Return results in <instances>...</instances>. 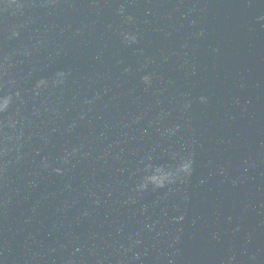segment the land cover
<instances>
[{
    "label": "water",
    "instance_id": "water-1",
    "mask_svg": "<svg viewBox=\"0 0 264 264\" xmlns=\"http://www.w3.org/2000/svg\"><path fill=\"white\" fill-rule=\"evenodd\" d=\"M0 264H264V0H0Z\"/></svg>",
    "mask_w": 264,
    "mask_h": 264
},
{
    "label": "clouds",
    "instance_id": "clouds-1",
    "mask_svg": "<svg viewBox=\"0 0 264 264\" xmlns=\"http://www.w3.org/2000/svg\"><path fill=\"white\" fill-rule=\"evenodd\" d=\"M148 78L145 77V80H147ZM180 171H183L185 173H190L191 171V161H187L181 164L180 166Z\"/></svg>",
    "mask_w": 264,
    "mask_h": 264
}]
</instances>
